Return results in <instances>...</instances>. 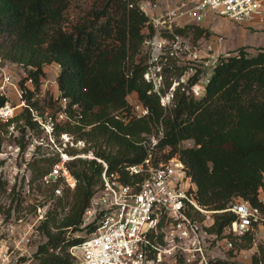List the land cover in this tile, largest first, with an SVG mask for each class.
<instances>
[{"label":"trees","instance_id":"1","mask_svg":"<svg viewBox=\"0 0 264 264\" xmlns=\"http://www.w3.org/2000/svg\"><path fill=\"white\" fill-rule=\"evenodd\" d=\"M72 1L0 0V57L22 65L35 85L25 93L28 105L10 120L21 133L14 137L16 143L25 150L30 142L25 136L27 128L43 129L38 115L44 111L39 98L33 97L45 76V66L56 62L60 64L56 89L68 97V117L58 120L54 114L52 132L55 136L67 133L74 143L84 142L80 148L74 144L64 148L68 153L92 151L95 155L68 161L77 184L64 188L40 223L47 239L34 251L33 264L75 262L71 246L80 243L95 226H82V222L92 196L102 186L104 164L96 157L130 181L133 177L125 166L146 156L142 139L159 134L161 128L158 149L170 147L162 157L178 154L197 184L202 204L223 209L213 214L209 230L224 236L236 217L226 208L240 199H249L264 213L260 197L264 189V47L252 52L240 45L219 56L201 94L195 96L187 89L198 79L199 68L185 85L187 89L176 90L173 106L168 109L160 95L150 91L153 84L144 76V40L154 27L138 1L93 0L83 14L71 20ZM177 30L194 42L211 33L204 23ZM6 99L0 94V105ZM44 100L53 104L54 93ZM134 100L148 104L150 112L137 116L132 111ZM185 140L193 143L185 145ZM41 148L42 143L36 145L29 161L35 178H41L60 159L47 147ZM5 186L6 181L0 178V189ZM244 238L252 240L253 233ZM252 259L254 264H264L258 253ZM213 264L236 261L217 258Z\"/></svg>","mask_w":264,"mask_h":264},{"label":"built area","instance_id":"2","mask_svg":"<svg viewBox=\"0 0 264 264\" xmlns=\"http://www.w3.org/2000/svg\"><path fill=\"white\" fill-rule=\"evenodd\" d=\"M137 1L148 14V23L154 27V32L144 40L147 52L144 76L153 84L150 91L160 95L161 103L166 108L175 101L176 90L185 89L199 68L198 79L191 84L190 90L199 86L200 81L204 87L219 58L214 52L212 38L203 35L194 42L190 35L178 31V27L203 23L210 15H221L244 23L253 20L264 22V0ZM223 38L221 35L218 40ZM186 53L189 56L184 64V72L168 82L165 62L176 60L179 63ZM52 64L60 67L59 63ZM22 78L23 83L21 80L13 81L9 73H4L0 94L7 96V99L0 105L1 138L16 136V124L10 120L20 105H28L25 97L27 89H35L34 79L26 71ZM7 89H13L20 98L19 103L11 100ZM196 90V94H201V88ZM54 100L59 104L58 120L66 119L68 97L58 92ZM132 111L137 116L146 115L150 107L134 100ZM38 120L46 125L40 118ZM162 137L163 128L159 134L142 139L147 154L139 162L125 166L127 173L133 177L130 181H126L120 171L109 170L108 163L96 157L104 164L102 186L92 196L82 222V226L91 223L95 226L80 243L71 246V252L76 256L72 264H213L217 258H223L216 247H234V239H243L264 222L260 206L249 199H240L226 208L235 212L236 217L226 227L224 236L218 237L217 233L209 230L213 214L223 209H211L202 204L197 184L178 154L167 159L156 158L154 153ZM79 141L84 144L82 140ZM11 147V154L16 160L21 147L17 143ZM30 148L25 154H29ZM59 151L60 159L41 177L45 185L52 187L54 195H61L65 187L74 188L77 184L68 165L70 159L95 156L92 151L70 154L64 147ZM5 169L13 175L20 171L15 161L8 164L0 156V175ZM44 208L45 205H39L38 219L46 218Z\"/></svg>","mask_w":264,"mask_h":264},{"label":"rangeland","instance_id":"3","mask_svg":"<svg viewBox=\"0 0 264 264\" xmlns=\"http://www.w3.org/2000/svg\"><path fill=\"white\" fill-rule=\"evenodd\" d=\"M93 0H73L70 8V19L76 20L80 14L85 12L91 5ZM203 23L210 30L208 38L214 40V52L217 56L228 54L240 45L244 43L249 51H256L258 45H254L255 42L262 41L264 39V22L257 20L248 21L247 23L239 22L233 19L221 15H210ZM249 24V25H248ZM254 26V27H253ZM223 35V40H218V37ZM217 39V40H216ZM189 53L184 55L178 63L176 60H168L165 62V74L167 81L179 77L185 68V62L188 61ZM0 85L3 81L4 73L7 72L11 75L13 81L22 80L24 74V67L19 64L6 62L0 57ZM8 64V65H7ZM60 70V67H56L53 64L45 66V76L42 80L41 86L36 90L33 97L39 98V105L42 107L40 110L44 111V114L38 115V118L42 120L46 125L41 123V131H37L34 128H27L26 138L30 140L25 150L20 151V154L16 160H14L11 151L15 144L14 135L0 137V156L5 162L10 164L15 161L20 168L17 173L11 174L9 170L5 169L2 172L0 178L6 181V186L0 189V264H33L35 259L33 257L34 251L38 245L47 239L46 235L40 228V223L43 219H38V207L39 205H45L44 210H48L55 204L57 196L54 195L51 186L45 185L41 178H35L34 172L29 164L34 157L35 147L39 143H42L44 147H47L52 154L61 156L59 148H66L73 144L82 147L84 144L80 141L74 143L73 137L62 134L61 136H55L52 132L53 128V115H57L59 104L54 101L53 104L44 100V96L54 93V96L58 93L56 89V76ZM203 89V83L200 81V85L192 87L188 92L195 96L196 89ZM183 90L182 88H180ZM8 90V89H7ZM9 95L14 102H20V98L13 89H9ZM174 103V102H173ZM173 103L168 106L169 109L173 106ZM24 105H20L17 108V112H20ZM35 112H39L35 110ZM58 119V118H57ZM16 124V123H15ZM20 130L17 128L16 136H20ZM67 136V137H65ZM48 143H50L48 145ZM185 145H191L192 140H185ZM31 147L29 154H25L28 151V147ZM170 147H164L155 151V155L162 157V155L169 152ZM40 156V153L37 155ZM13 164V163H12ZM260 197L264 200V189L260 190ZM43 210V211H44ZM62 214V213H61ZM82 231H77V234H83ZM234 247L225 248L223 246L216 247V250L223 258L235 260L236 264H254L252 256L258 253L264 261L263 248H264V222L258 224L253 231V238L234 239ZM216 245V244H215ZM221 247V248H220Z\"/></svg>","mask_w":264,"mask_h":264},{"label":"crops","instance_id":"4","mask_svg":"<svg viewBox=\"0 0 264 264\" xmlns=\"http://www.w3.org/2000/svg\"><path fill=\"white\" fill-rule=\"evenodd\" d=\"M248 25H249V24H248ZM253 27H254V26H253ZM263 44H264V39H262V41H259L258 43L255 42L254 45H258V46H260V45H263ZM243 45H247V44L244 43ZM247 46H248V45H247ZM249 48H251V46H249L248 49H249Z\"/></svg>","mask_w":264,"mask_h":264}]
</instances>
